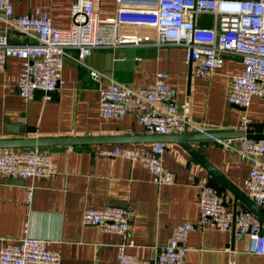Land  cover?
I'll list each match as a JSON object with an SVG mask.
<instances>
[{"label": "crops", "instance_id": "obj_1", "mask_svg": "<svg viewBox=\"0 0 264 264\" xmlns=\"http://www.w3.org/2000/svg\"><path fill=\"white\" fill-rule=\"evenodd\" d=\"M74 0H14L15 12L29 14L37 8L51 14L53 24L68 28ZM155 0H97L101 19L115 14L119 5L150 6ZM198 24L213 25V17L203 14ZM6 25L0 17V27ZM12 42L35 40L15 27H8ZM65 56L62 83L51 99L35 95L25 101L17 92L16 81L22 59L10 56L0 69V139L56 136H128L151 134L138 121L137 114L123 118L103 117L99 112V89L112 81L143 86L154 81L158 71L168 73L167 81L175 91L180 111L189 120L208 131H240L238 125L246 110L253 130L264 133V96L254 95L244 109L227 100L232 78L243 69L240 54L224 55L221 66L209 77H199L180 45L130 44L117 48H96L85 63ZM100 76L95 78L91 70ZM20 130H25L21 132ZM189 132L197 131L192 125ZM154 141H109L88 144L39 146L52 153L57 172L50 177L8 180L0 174V247L5 239L30 234L48 240V246L61 253V264H118L117 244L124 238L116 232L102 231L82 222L85 207L122 205L133 216L130 237L135 245L129 252L154 260L158 247L168 243L173 229L199 217L198 186L208 181V173L179 143L167 141L164 164L175 171L173 183L158 184L139 161L102 154L103 148L116 145L147 147ZM193 145L244 190L251 163L236 150L214 138L193 140ZM29 147H6L25 149ZM33 195L27 200V186ZM216 186L230 197L232 208L247 207L235 203L234 195L218 182ZM189 250L183 264H264V255L248 250L250 241L236 227L222 230L209 223L193 229L187 238Z\"/></svg>", "mask_w": 264, "mask_h": 264}, {"label": "built area", "instance_id": "obj_2", "mask_svg": "<svg viewBox=\"0 0 264 264\" xmlns=\"http://www.w3.org/2000/svg\"><path fill=\"white\" fill-rule=\"evenodd\" d=\"M203 14L213 17V25L198 24V17ZM0 17L6 23L0 27V69L10 56L22 59L16 87L25 101L33 99L37 89L44 91L45 99L52 98L49 92L60 87L65 56L71 49L76 50L73 58L85 63L96 48L143 43L182 46L195 74L206 78L222 65L225 54H240L243 69L229 83L228 102L246 109L254 95L264 96V0H155L153 5L143 7L119 5L115 14L105 19L100 18L97 0H74L71 24L66 29L54 25L48 11L37 8L32 13L20 14L15 12L14 0H0ZM8 27L32 35L35 40L12 42ZM91 74L95 78L100 76L96 69ZM167 76L166 71H158L154 81L147 85L129 86L112 81L101 86L100 115L123 118L135 113L144 128L156 134L182 133L189 125L200 129L180 111ZM252 121L245 110L238 125L243 135L213 138L250 160L244 190L264 207V133L253 130ZM165 148L166 142L157 140L147 147L116 145L100 152L139 161L155 183H173L176 173L164 164ZM56 172V162L46 149L0 148V174L5 177H50ZM33 189V185L27 186L28 201ZM198 202V220L176 225L168 243L158 247L154 260L127 250L135 245L130 237L133 212L128 207L87 206L82 222L123 236L116 246L118 264H183L189 250V233L209 223L222 230L236 227L249 238L248 250L264 255V221L255 211L248 207L234 210L230 197L206 181L198 186ZM0 264H61V253L50 248L47 239L31 235L26 228L23 236L3 241Z\"/></svg>", "mask_w": 264, "mask_h": 264}, {"label": "water", "instance_id": "obj_3", "mask_svg": "<svg viewBox=\"0 0 264 264\" xmlns=\"http://www.w3.org/2000/svg\"><path fill=\"white\" fill-rule=\"evenodd\" d=\"M191 65L192 62L190 61ZM57 92L53 90L49 92L52 96ZM36 95H44L42 89L36 90ZM237 105V104H235ZM239 106V105H238ZM241 107V106H240ZM24 132L25 130H20ZM208 132V133H207ZM243 135L242 131H207L201 127L197 131L189 132L186 129L182 133L156 134L147 135H128V136H56V137H22L12 139H0V148L6 147H29V146H47L54 144H88V143H104L109 141H139L145 139L167 140L179 143L199 164H201L208 173V183L214 185L218 182L222 187L229 190L237 200L242 201L248 208L255 211L264 221V207L259 205L245 190L235 184L225 173L215 166L209 159L192 144L191 141L204 140L209 138H229ZM8 180L24 181L20 177H7ZM236 209V204L233 206ZM264 233V228L263 231Z\"/></svg>", "mask_w": 264, "mask_h": 264}]
</instances>
